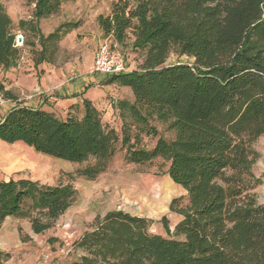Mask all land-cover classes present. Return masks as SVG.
I'll return each mask as SVG.
<instances>
[{
  "label": "trees",
  "instance_id": "1",
  "mask_svg": "<svg viewBox=\"0 0 264 264\" xmlns=\"http://www.w3.org/2000/svg\"><path fill=\"white\" fill-rule=\"evenodd\" d=\"M62 3L36 0L35 22L57 14ZM130 3L116 0L97 23L103 36L119 45L133 29L132 47L144 51V59L140 70L110 76L105 84L131 91L134 102L119 101L117 108L136 121L142 120L138 107L168 114L174 140L159 139L151 151L136 149L124 129L121 142L129 163L166 160L167 175L185 192L187 203L177 208L179 199L171 201L170 210L182 219L172 233L161 219L166 237L150 233L146 218L107 212L73 243L79 256L68 264H264V205L250 193L258 184L251 168L259 156L252 145L264 137V0ZM67 27L47 37L39 34L41 56L45 42L59 40L70 31ZM11 30L0 2L2 70L13 67L18 57ZM171 44L192 62L161 67ZM1 96L16 101L9 92ZM82 105L81 119L60 120L18 103L0 122V142L71 163L93 159L92 166L79 171L93 180L104 172L117 137L89 101ZM75 196L70 184L0 181V226L6 218L29 217L32 232L41 234ZM26 202L30 206L24 211Z\"/></svg>",
  "mask_w": 264,
  "mask_h": 264
},
{
  "label": "rangeland",
  "instance_id": "2",
  "mask_svg": "<svg viewBox=\"0 0 264 264\" xmlns=\"http://www.w3.org/2000/svg\"><path fill=\"white\" fill-rule=\"evenodd\" d=\"M0 2L11 20V32L15 36V47L19 51L14 67L18 64L20 67L17 71L10 69L6 78L0 68V95L5 92L4 87L11 85L13 98H22L20 91L25 92L27 89L17 85L18 75L34 81L38 78L45 83L43 90L46 93L74 80L96 76L91 73L94 52L101 43L109 39L103 36L97 18L107 16L116 0H63L57 14L37 23L33 18L36 0ZM61 25H68L70 31L59 40L45 42L47 49L41 56L39 34L47 37ZM18 37L21 38L19 43ZM133 41V29H129L122 44H116L113 40L111 42L114 45L113 53L123 60L127 71L140 70L144 59V51L135 50L132 47ZM39 60L43 62L35 66ZM191 62V58L180 54L177 44H171L169 54L161 67ZM98 78L105 81L108 77ZM131 96L127 93L116 94L113 99L106 97L105 102L114 108L120 100L133 101ZM47 100L48 98L44 101L49 103L45 104V112L57 119L80 118L81 111L78 108L60 111L53 107L54 103ZM23 103L22 100L20 104ZM138 108L142 118L140 121L131 118L126 112L120 114L114 109L105 117L104 111L100 112L102 125L107 130H112L117 138L113 145L114 153L107 161L104 172L93 180L79 175L80 170L95 163L93 159L71 163L35 153L22 144L8 147L10 160H17L21 165L27 166L21 173L23 178L45 187L70 184L76 191V196L68 209L41 234L32 232L29 217H15L4 223L0 228V239L6 238L7 241L4 243L0 240L1 244H6L5 247H0V264L71 263L79 256V252L72 247L73 243L85 232L92 230L107 212L114 210L146 218L151 223L150 233L162 237L167 236L161 224V219L164 218L170 233L173 232L182 217L170 210V203L173 199H179L177 208H181L186 205L187 199L185 192L169 179V163L160 158L143 165L129 163L127 145L121 142L122 133L127 129L130 147L151 151L159 139L168 143L174 140L173 121L166 113ZM252 148L259 156L251 168L258 184L250 193L255 196L257 203L264 205V137L257 139ZM14 179L17 180L18 177L14 176ZM29 206L30 203L26 202L24 211Z\"/></svg>",
  "mask_w": 264,
  "mask_h": 264
},
{
  "label": "crops",
  "instance_id": "3",
  "mask_svg": "<svg viewBox=\"0 0 264 264\" xmlns=\"http://www.w3.org/2000/svg\"><path fill=\"white\" fill-rule=\"evenodd\" d=\"M192 60V59H191ZM93 63V60H92ZM91 63V66H92ZM37 66V65H35ZM15 71L20 70L19 64L17 66H13L10 69ZM8 70H3V76L8 77L9 73H7ZM133 71V70H132ZM130 72V71H129ZM96 75V74H94ZM99 76H90L85 77L81 80H74L70 83L63 84L56 88L55 90L46 93V90H43L45 87V83H42L41 80L38 78L30 79L29 77H23L21 75H18V83L20 87H22L24 91H20V95L22 98H14L16 101H12V103H9L8 105L4 106L0 109V122L3 120L5 115L11 111L18 103H20L22 100L24 101L21 106L30 108V109H40L42 111H45L46 105H49V103H45V99L48 98L47 101L54 103V108H57L58 110L62 111L63 109H70L74 107L75 109L78 108L81 111L80 118L81 119L84 113L82 102L84 100H87L91 103V105L99 112L104 111V117L108 116L109 112L114 109V111H119L120 114L125 113L124 111L119 110L117 107H112L107 102H105L106 97H116V94L121 93H127L129 96L132 95L131 91L128 88L119 87L117 85H106L105 81H103L101 78H98ZM2 85H4L2 83ZM11 85L4 87L5 92H10ZM18 89V88H17ZM40 93V94H38ZM12 95V94H11ZM132 97V96H131ZM130 97V98H131ZM113 99V98H112ZM134 99V98H133ZM120 101H126V100H120ZM18 102V103H16ZM114 101H112L113 103ZM128 102V101H127ZM134 100L130 101L129 103H133ZM48 113V112H46ZM101 119V115H100ZM102 123V122H101ZM18 144V143H17ZM14 145V144H13ZM8 147H12V145L0 142V181H9V180H28L27 178H23L21 175L22 172H24L25 169H27V166L21 165L18 163L17 160H10L8 157L9 155V149ZM28 148V147H27ZM14 173L20 174V175H13ZM14 176L18 177V179H14ZM12 218H6L2 225L9 221ZM0 226V228L2 227ZM9 236H11L8 233ZM1 242L7 241L6 238L0 239ZM6 245V244H4ZM3 244L0 243V247H5Z\"/></svg>",
  "mask_w": 264,
  "mask_h": 264
},
{
  "label": "built area",
  "instance_id": "4",
  "mask_svg": "<svg viewBox=\"0 0 264 264\" xmlns=\"http://www.w3.org/2000/svg\"><path fill=\"white\" fill-rule=\"evenodd\" d=\"M110 39V38H109ZM105 40L94 52L91 73L101 77H110L118 74L128 73L123 60L112 51L114 46L112 40ZM40 94V93H38ZM12 103L0 95V108Z\"/></svg>",
  "mask_w": 264,
  "mask_h": 264
},
{
  "label": "water",
  "instance_id": "5",
  "mask_svg": "<svg viewBox=\"0 0 264 264\" xmlns=\"http://www.w3.org/2000/svg\"><path fill=\"white\" fill-rule=\"evenodd\" d=\"M20 41H21V38H20V37H18V38H17V42L19 43Z\"/></svg>",
  "mask_w": 264,
  "mask_h": 264
}]
</instances>
